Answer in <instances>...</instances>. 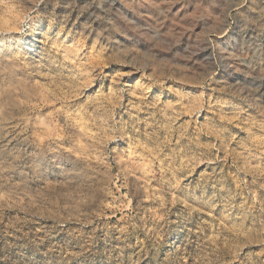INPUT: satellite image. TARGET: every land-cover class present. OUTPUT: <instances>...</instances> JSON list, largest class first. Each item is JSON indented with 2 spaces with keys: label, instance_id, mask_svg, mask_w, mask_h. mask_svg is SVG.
I'll list each match as a JSON object with an SVG mask.
<instances>
[{
  "label": "rangeland",
  "instance_id": "374dc122",
  "mask_svg": "<svg viewBox=\"0 0 264 264\" xmlns=\"http://www.w3.org/2000/svg\"><path fill=\"white\" fill-rule=\"evenodd\" d=\"M0 264H264V0H0Z\"/></svg>",
  "mask_w": 264,
  "mask_h": 264
}]
</instances>
